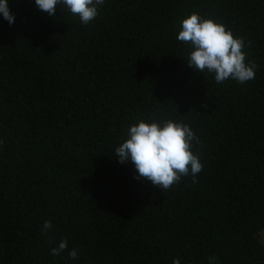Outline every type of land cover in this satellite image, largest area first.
<instances>
[{
    "label": "trees",
    "instance_id": "trees-1",
    "mask_svg": "<svg viewBox=\"0 0 264 264\" xmlns=\"http://www.w3.org/2000/svg\"><path fill=\"white\" fill-rule=\"evenodd\" d=\"M9 8L0 264H264V0H105L87 25L62 4L51 16L35 0ZM193 12L244 39L253 80L217 83L188 66L192 49L177 36ZM142 119L193 130L196 183L162 191L119 162L115 149Z\"/></svg>",
    "mask_w": 264,
    "mask_h": 264
},
{
    "label": "clouds",
    "instance_id": "clouds-1",
    "mask_svg": "<svg viewBox=\"0 0 264 264\" xmlns=\"http://www.w3.org/2000/svg\"><path fill=\"white\" fill-rule=\"evenodd\" d=\"M104 3L105 0H35L37 9L50 16L55 14L57 5L62 4L84 25L97 18L99 6ZM0 14L10 25L14 23L9 0H0ZM177 39L192 49L186 59L188 66L202 73H213L217 83L231 79L245 84L255 78L257 65L247 62L244 39L234 36L224 24L193 12L181 20ZM127 136L115 149V155L120 163L131 161L134 164L137 179H147L162 191L189 175L196 183L195 177L203 170V164L193 151V142L199 143V139L187 124L173 120L147 122L142 119L130 126ZM51 228L52 222L46 220L42 234H47ZM67 247L68 241L64 239L50 252L53 256H59ZM68 256L77 259L78 249L68 251ZM216 260V257L210 256L209 264H214ZM173 264H180L179 258L174 259Z\"/></svg>",
    "mask_w": 264,
    "mask_h": 264
},
{
    "label": "rangeland",
    "instance_id": "rangeland-1",
    "mask_svg": "<svg viewBox=\"0 0 264 264\" xmlns=\"http://www.w3.org/2000/svg\"><path fill=\"white\" fill-rule=\"evenodd\" d=\"M263 238H264V235H263Z\"/></svg>",
    "mask_w": 264,
    "mask_h": 264
}]
</instances>
